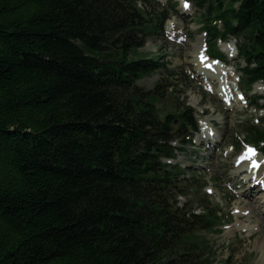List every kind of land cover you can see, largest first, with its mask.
<instances>
[{
	"label": "trees",
	"instance_id": "16d2710c",
	"mask_svg": "<svg viewBox=\"0 0 264 264\" xmlns=\"http://www.w3.org/2000/svg\"><path fill=\"white\" fill-rule=\"evenodd\" d=\"M145 1L0 0V264L214 263L192 231L220 214L180 207L193 182L165 161L197 116L161 115L163 84H138L168 68L139 53L169 17ZM193 1L212 55L240 38L241 84L264 83V0ZM248 138L264 143V126Z\"/></svg>",
	"mask_w": 264,
	"mask_h": 264
},
{
	"label": "rangeland",
	"instance_id": "374dc122",
	"mask_svg": "<svg viewBox=\"0 0 264 264\" xmlns=\"http://www.w3.org/2000/svg\"><path fill=\"white\" fill-rule=\"evenodd\" d=\"M140 1L142 6L146 4L150 6L149 2ZM152 2L157 9L162 10L164 7L169 9L170 17L164 25L166 35L148 36L139 53L149 56L161 55L169 63L167 69L139 78L138 84L145 90L153 89L158 82L164 85L160 87L162 93L154 95V101L161 115L178 112L185 106H191L197 112L200 121L192 145L179 155L180 166L183 168L182 176L188 177L189 182H193V186L184 189L183 193L180 192L182 194L178 195V204L182 208L193 206L195 212H202L205 207H208L213 215L219 212L220 215L214 226L192 231L196 233L194 240H208L205 251L212 254V259L215 260L213 264H264V258H261L262 252L256 246L257 238L263 234V231L255 228L250 232L246 226L239 228L234 234L226 233L227 226L239 219L250 222L247 216L238 213V206L246 201H252L255 213L264 219V205L256 195L258 191H262L260 185L256 184L255 187L248 189L251 178L246 180L247 172L235 171L236 158L241 154L245 143L249 141V127L252 124L257 127L264 126V99L259 98L264 94V86L262 82H257L252 89H246L248 95L244 99L234 97V90L238 84L241 88L238 90L244 91L237 78L242 75L240 68L245 66L246 62L244 60L239 62L238 48L232 50L236 53L235 58L228 57L229 49L225 42L231 39L218 41V45L221 44L220 50L227 56V65L216 63L215 70L211 72L213 76L218 74L224 77L208 78L202 68L203 63L195 59L199 52L196 53L194 50H202L203 56L206 53L205 46L201 48V45L208 40L209 35H204L202 16L195 17L196 7L192 5L185 11L181 0H157V2L152 0ZM174 24L179 26L177 30H183L184 38L174 36L177 35L174 33L176 32L174 28L171 29ZM235 41L238 44V40ZM220 72L225 73L220 74ZM223 80L230 83L232 97L228 98L232 101L231 105L222 100V97L227 95L222 96L221 92L220 94L216 92L220 85L221 88L224 86L220 83ZM255 102L258 104L256 105ZM203 114L206 115L202 117ZM263 145L264 143H261V146ZM197 160L200 162H196ZM256 217H253L254 222ZM260 224L262 225V221Z\"/></svg>",
	"mask_w": 264,
	"mask_h": 264
},
{
	"label": "bare ground",
	"instance_id": "6f19581e",
	"mask_svg": "<svg viewBox=\"0 0 264 264\" xmlns=\"http://www.w3.org/2000/svg\"><path fill=\"white\" fill-rule=\"evenodd\" d=\"M173 23V22H172ZM172 25V24H171ZM176 26V28H175ZM179 26L177 25H173L171 26V29L174 28V31H177ZM224 45V44H223ZM226 45V44H225ZM229 50L228 52H230L231 50L235 51L233 44H230V47H228ZM227 49V47H226ZM194 52H199L200 50L196 49L194 50ZM196 61H198L199 63H203V70L205 72V75L209 78L212 77L213 79H217L218 77L222 79V77H220V75L216 74L217 76H213L211 75V72H213L215 70V64L216 63H222L220 61L217 60H209V57L206 56V53H204V59H201L198 57V55L195 56ZM207 62H212L213 64V68L208 69L206 67ZM227 72V71H226ZM218 73V72H217ZM225 72H220V74H224ZM234 74V73H233ZM227 77V76H226ZM220 81V80H219ZM221 84H224L225 87H229L230 83L223 80L220 82ZM217 93L220 94V92L222 93V96H226V97H232V92L231 89H226V93L223 91V89L220 87L216 90ZM217 142V141H216ZM242 156H245V154H243ZM254 158H258L261 160V164L257 167V168H253L251 165V162L254 160ZM237 167L235 169L236 172H241V171H245L248 173H253L255 175V178H259L262 177L264 178V157L261 156L260 154H256L255 156H252L250 158H245L241 163H236ZM253 180V179H252ZM252 180L250 179L249 181L252 182ZM254 187V186H253ZM252 188V186L249 184L248 189ZM255 208L252 205V201H246L244 204L238 206V213H240V215L243 216H247V218L249 219V223H247L244 219H239L237 220L235 223H232L231 225L227 226L226 228V233L229 234H234L236 233V231L241 228V227H246L248 228V230L250 232L254 231L255 228H259L261 230V232L263 231V234L257 238V247L261 250L262 252V256L261 258H264V219L263 217H261L260 215H257L255 213ZM239 216V215H238ZM256 217V221H253V217ZM263 219V220H262ZM260 221H262V225L260 224ZM263 260V259H262Z\"/></svg>",
	"mask_w": 264,
	"mask_h": 264
},
{
	"label": "snow or ice",
	"instance_id": "6c2138e0",
	"mask_svg": "<svg viewBox=\"0 0 264 264\" xmlns=\"http://www.w3.org/2000/svg\"><path fill=\"white\" fill-rule=\"evenodd\" d=\"M241 98H243V97H241ZM255 155H256L255 151L253 149H249L248 152L245 154V156L241 157V159L243 160L245 158H250V157L255 156ZM253 163L255 164V162H253Z\"/></svg>",
	"mask_w": 264,
	"mask_h": 264
}]
</instances>
